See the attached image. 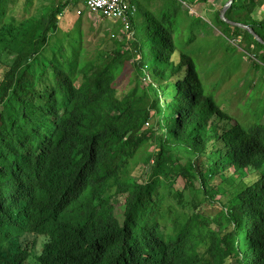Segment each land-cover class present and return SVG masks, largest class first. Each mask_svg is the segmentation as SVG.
Listing matches in <instances>:
<instances>
[{"label": "trees", "instance_id": "1", "mask_svg": "<svg viewBox=\"0 0 264 264\" xmlns=\"http://www.w3.org/2000/svg\"><path fill=\"white\" fill-rule=\"evenodd\" d=\"M33 2L0 0V264H264V83H246L243 125L211 88L235 60L208 86L207 34L172 2L144 22L137 5L132 37L105 29L94 51L81 14L61 24L69 1L40 18ZM263 6L236 0L227 18L264 40ZM221 10L214 27L264 66Z\"/></svg>", "mask_w": 264, "mask_h": 264}, {"label": "rangeland", "instance_id": "2", "mask_svg": "<svg viewBox=\"0 0 264 264\" xmlns=\"http://www.w3.org/2000/svg\"><path fill=\"white\" fill-rule=\"evenodd\" d=\"M38 1L39 0H36V2ZM143 1V12L142 16L140 15L143 22L145 18V12L148 11V6L150 4H153L155 6L154 9L151 8L153 14L161 15L162 10L159 8H166L162 5V7H159L158 4H167L172 2L175 6L172 7V5H170L169 7H167L170 9H167V11H171L172 9H174L180 14L178 16H175L176 20H178V23H183V19H190L192 22L197 21L201 24V32H205L207 36L205 37V39H202V35L200 34V38L197 41V43H199L197 49L202 51L196 53H199L197 54V59H200V64H198L199 70L202 75L201 77H204L205 82L208 86H211V83L213 82H218L220 79L225 78L223 70L227 69V65L223 64V66L218 69V64H222L227 59L230 60L229 62H233L235 60L234 63H232V74L228 75L224 82L220 83L219 81L217 83L218 87L211 86V88L212 90L217 91V94L215 95H217V99L222 103L224 111L238 118L239 121L243 123V125H251L253 119L250 113L248 111L244 112V109L241 108V106H244V103L248 98L247 94H249L248 91H246L247 94L245 93L246 83L252 84L254 80L258 85L260 82L264 83V69H262L264 68V66L256 58V54L259 55V53L253 54L250 52H246V46L242 38L230 39L228 36L224 35V30L222 31L219 28H215L217 27V24H215L214 22L215 12L210 13L209 15L206 12H202L199 9V4L203 2H199L198 0H152L154 3L151 0ZM228 1L229 0H225L224 3H219L217 1V3L220 4L218 8L220 7L219 9H223ZM40 2H44V0H40ZM207 2H209V0ZM34 7L36 6L33 3V8ZM208 7L213 9V6L211 5H208ZM76 8L73 5H69L68 8H66V16L79 17L80 14L77 13L78 10L81 9V6L77 5ZM190 10H194L195 14L190 13ZM75 11H77V13ZM81 11V15L83 16L81 27L85 31V47L91 49L92 51H94L96 45L100 43V40L103 39L104 32L106 31L105 29H108L107 31L111 32L113 40L120 41L124 38V36H126L127 38H129V36L132 37V34L125 35L123 24H121L120 21L115 22L117 23L116 26V24L113 23L110 19L92 15L86 9H82ZM181 12L185 15L182 14L181 16ZM258 14L261 15V17H264V6L261 10L258 11ZM40 15L41 12L36 13L34 11L35 18H40ZM62 16L65 20L66 16ZM175 17H173V19H175ZM116 27H118V29H116ZM96 29H101V32L98 35H96L95 33ZM186 38L187 36H185L183 40H186ZM110 46H112V44ZM243 53L246 54L243 55ZM189 54L196 61V57L193 52ZM234 56H239V59L237 60ZM225 62L227 63V61ZM256 63H258L262 68H256ZM256 89L261 90L259 95L261 99H264V86L261 87V89H258V87ZM250 108L253 109L251 106ZM147 128L151 129L152 123H150ZM254 178H256V176H252L250 180H253ZM180 183L181 185L183 184V182ZM119 204H122V198ZM203 209L207 210L211 215H217L222 210V207L218 203H215L214 205L204 204ZM120 213L121 210L118 211V215H120Z\"/></svg>", "mask_w": 264, "mask_h": 264}, {"label": "built area", "instance_id": "3", "mask_svg": "<svg viewBox=\"0 0 264 264\" xmlns=\"http://www.w3.org/2000/svg\"><path fill=\"white\" fill-rule=\"evenodd\" d=\"M74 5H80L82 9L100 14L113 22L123 23L124 33L128 34L132 27L131 20L138 15V8L128 0H69Z\"/></svg>", "mask_w": 264, "mask_h": 264}, {"label": "crops", "instance_id": "4", "mask_svg": "<svg viewBox=\"0 0 264 264\" xmlns=\"http://www.w3.org/2000/svg\"><path fill=\"white\" fill-rule=\"evenodd\" d=\"M128 1L131 2L133 5H135L138 8V11H139V7L138 6L140 4L142 5L143 2H144L143 0H128ZM217 1L219 3H222V2L224 3L225 2V0H209V2H207V4H204V5L199 4V9L202 12H206L208 15L210 13L217 12L218 10H220L219 9L220 7L218 8V6H220V4L217 3ZM67 2H68V0H44V2H40V0L38 2H36V0H34L33 3H34V5L36 7L33 8V11H35L36 13L43 12L44 8H46V7L49 8L52 5L61 6L62 7V6H65L67 4ZM208 5L213 6V9L209 8ZM32 7H33V5H32ZM66 10L67 9H65L64 10V14H61V16H60V18L62 20L61 23H64V24L67 23L68 20H70V19L71 20L76 19V17H74V16L73 17L66 16ZM190 13L195 14V11L194 10H190ZM62 15L66 16L65 20H64Z\"/></svg>", "mask_w": 264, "mask_h": 264}, {"label": "water", "instance_id": "5", "mask_svg": "<svg viewBox=\"0 0 264 264\" xmlns=\"http://www.w3.org/2000/svg\"><path fill=\"white\" fill-rule=\"evenodd\" d=\"M235 1L236 0H229L227 2V4L223 7V9L221 10L222 19L225 22L231 24V26H233L235 28H239V29H243V30L247 31L250 35H252L254 37L255 40H257L259 43L264 45V40L260 36H258L257 33H255L252 28L247 27L246 24L237 23V22L231 21L227 18V13L232 8Z\"/></svg>", "mask_w": 264, "mask_h": 264}, {"label": "bare ground", "instance_id": "6", "mask_svg": "<svg viewBox=\"0 0 264 264\" xmlns=\"http://www.w3.org/2000/svg\"><path fill=\"white\" fill-rule=\"evenodd\" d=\"M69 1V0H68ZM70 2V1H69ZM227 4V3H226ZM69 5H73L71 2L69 3ZM68 8V7H67ZM92 15H97V16H100L101 18H102V16L100 15V14H98V13H96V12H92V11H89ZM224 21V20H223ZM227 23V22H226ZM121 24H123V23H121ZM229 24V23H228ZM230 26H231V24H230ZM233 27V26H232ZM235 28V27H234ZM241 30H243V29H241ZM245 31V30H244ZM247 32V31H246Z\"/></svg>", "mask_w": 264, "mask_h": 264}]
</instances>
